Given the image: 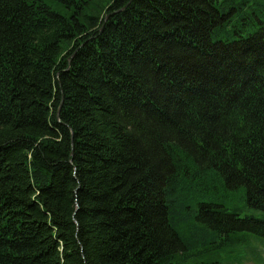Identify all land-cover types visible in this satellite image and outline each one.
<instances>
[{
    "label": "trees",
    "instance_id": "16d2710c",
    "mask_svg": "<svg viewBox=\"0 0 264 264\" xmlns=\"http://www.w3.org/2000/svg\"><path fill=\"white\" fill-rule=\"evenodd\" d=\"M263 251L264 0H0V264Z\"/></svg>",
    "mask_w": 264,
    "mask_h": 264
},
{
    "label": "rangeland",
    "instance_id": "374dc122",
    "mask_svg": "<svg viewBox=\"0 0 264 264\" xmlns=\"http://www.w3.org/2000/svg\"><path fill=\"white\" fill-rule=\"evenodd\" d=\"M240 198H242V197L240 196ZM237 205L241 209V211H243V214H251V210L248 208V206H247V204H246L244 199H240L237 202ZM262 257H264V251H263ZM241 264H264V263H257L254 260H252V261L251 260H248V261L246 260V261H244Z\"/></svg>",
    "mask_w": 264,
    "mask_h": 264
}]
</instances>
